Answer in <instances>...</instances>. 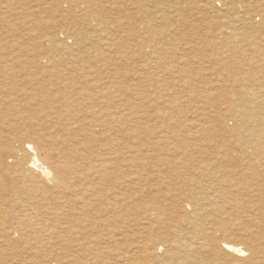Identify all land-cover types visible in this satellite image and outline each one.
I'll return each mask as SVG.
<instances>
[{
	"label": "rangeland",
	"instance_id": "rangeland-1",
	"mask_svg": "<svg viewBox=\"0 0 264 264\" xmlns=\"http://www.w3.org/2000/svg\"><path fill=\"white\" fill-rule=\"evenodd\" d=\"M0 3V148L19 145L30 122L45 125L40 140L48 130L67 135L52 145L39 140L51 176L60 161L76 171L72 180L61 167L63 188L44 182L48 189L38 191L0 157V228L13 231L9 239L0 229V264H148L138 243L156 242L155 262L170 246L159 237L177 235L205 245L188 260L226 264L229 257L212 254L225 241L264 264V172L248 165H264V121L239 123L247 110L264 116V0ZM95 117L103 126L89 135L83 124ZM242 139L261 150L243 148ZM94 162L108 173L101 183ZM117 179L127 181L108 198L121 193L124 206L112 217L93 200ZM150 210L164 214L146 218Z\"/></svg>",
	"mask_w": 264,
	"mask_h": 264
},
{
	"label": "bare ground",
	"instance_id": "bare-ground-1",
	"mask_svg": "<svg viewBox=\"0 0 264 264\" xmlns=\"http://www.w3.org/2000/svg\"><path fill=\"white\" fill-rule=\"evenodd\" d=\"M1 4V3H0ZM157 7V6H156ZM161 9V8H160ZM8 14V15H7ZM10 13H9V11H7L6 10V13H5V16L7 17V16H10L9 15ZM143 16V15H142ZM161 16V15H160ZM256 17V16H255ZM262 17V16H261ZM96 18V17H95ZM10 21V20H9ZM68 23V22H67ZM8 24V23H7ZM264 26V25H263ZM99 30V29H98ZM253 32V31H252ZM229 34H230V32H229ZM102 36V35H101ZM249 43V42H248ZM250 44V43H249ZM65 49H66V47H65ZM227 49V48H226ZM254 50V49H253ZM256 51V50H255ZM101 55V54H100ZM177 56V55H176ZM262 57V56H261ZM219 60V59H218ZM173 62V61H172ZM174 64V63H173ZM183 64V63H182ZM86 66V65H85ZM182 66V65H181ZM184 67V66H183ZM213 67V66H212ZM10 68V67H9ZM171 68V67H170ZM216 69V68H215ZM11 70H13V69H11ZM219 70V69H218ZM29 71V70H28ZM200 71V70H199ZM183 72V71H182ZM192 73V72H191ZM212 74V73H211ZM244 74V73H243ZM190 75V74H189ZM9 77H6V78H8V80H9V82H11L10 80L12 79V76L11 75H8ZM237 78V77H236ZM256 78V77H255ZM19 79V78H18ZM26 79V78H25ZM192 79V78H191ZM208 79V78H207ZM14 81V80H13ZM6 82V81H5ZM4 85V84H3ZM52 85V84H51ZM183 85H185V84H183ZM6 86V85H5ZM92 86V85H91ZM221 87V86H220ZM1 88H2V86H1ZM260 88V87H259ZM29 89V88H28ZM5 90H6V92H10L9 91V89H7V87L5 88ZM236 90V89H235ZM260 90H262V89H260ZM4 91V90H3ZM2 91V92H3ZM1 92V91H0ZM205 92V91H204ZM260 92V91H259ZM261 92H263V91H261ZM86 94V93H85ZM27 95V94H26ZM82 95V94H81ZM96 96V95H95ZM206 96H207V94H206ZM25 97V96H24ZM159 97V96H158ZM8 98H10V97H8ZM28 98V97H27ZM51 98V97H50ZM184 98V97H183ZM247 98V97H246ZM87 100V99H86ZM251 101V100H250ZM10 102V101H9ZM99 102V101H98ZM252 102V101H251ZM261 102V101H260ZM28 103H30V102H28ZM32 103V102H31ZM185 103V102H184ZM241 103V102H240ZM245 103V102H244ZM254 103V102H253ZM3 105H4V103H2ZM24 104V103H23ZM236 104V103H235ZM234 104V105H235ZM248 104V103H247ZM255 104V103H254ZM256 104H257V102H256ZM26 105V104H25ZM252 105V104H251ZM250 105V106H251ZM146 106V105H145ZM243 106V105H242ZM258 106H259V104H258ZM245 107H246V105H245ZM253 107V106H252ZM257 107V106H256ZM144 109V108H143ZM212 109V108H211ZM249 109V108H248ZM250 109H251V107H250ZM145 110V109H144ZM169 110V109H168ZM231 110V109H230ZM41 111V110H40ZM58 111V110H57ZM4 112V111H3ZM140 112V111H139ZM231 112V111H230ZM238 112H240V111H238ZM46 113V112H45ZM55 113V112H54ZM143 113V112H142ZM20 114V113H19ZM146 114V113H145ZM238 114V113H237ZM240 114V113H239ZM5 115H7V113L5 114ZM44 115V114H43ZM242 115V114H241ZM245 115L248 117V119H246L247 117H245V118H242L241 117V119H240V121H239V123L240 124H246L247 125V127L249 126V124H252V125H254V124H258L259 122H262L263 123V121H264V116L263 115H261V113L260 112H256V111H252V110H247L246 112H245ZM245 115H243V116H245ZM8 116V115H7ZM9 116H10V114H9ZM13 116V115H12ZM41 116V115H40ZM2 117H3V115H1L0 114V119H2ZM6 117V116H5ZM219 117V116H218ZM23 118V117H22ZM94 119V118H93ZM94 120H97V118L95 117V119ZM10 121V120H9ZM8 121V122H9ZM30 121H32V119H30ZM35 121V120H34ZM50 121V120H49ZM48 121V122H49ZM249 121L250 122H253V123H249ZM18 122V121H17ZM122 122V121H121ZM196 122V121H195ZM27 123V122H26ZM86 124L84 125L83 124V126H85L84 128H85V130L88 132L87 134H89V135H93V134H95V132H94V130H96V128H99L100 126H103V122L101 121V124H100V121L99 120H97L96 122H93V123H89V122H85ZM44 124V123H43ZM53 125H54V123H52ZM59 124V123H58ZM68 124V123H67ZM24 125V124H23ZM34 125H36V126H38L37 128L34 126ZM47 125V124H46ZM64 125V124H63ZM176 125V124H175ZM190 125V124H189ZM223 125H224V123H223ZM250 126L249 127V131L252 133V134H254L255 133V131H257V130H255L254 128L256 127H253V126ZM29 128L25 131V132H23L22 133V138H21V141L20 140H18L17 142L19 143V141L21 142L19 145L17 144V146H15L14 148H11L10 146H7L6 148H0V157H4V159H10L9 161H13V171H15L16 173H19L21 176H23V177H25V179L26 180H28L32 185H33V187H36V189H38V191H39V189H41V190H43V189H48V186H47V188H45V183L44 182H47V183H49V184H51V185H49V186H51V188H53V189H58V188H60V187H62V186H64V184L66 183V180L67 179H65L63 176H61L62 174H61V172H60V168L62 167V168H64L65 170H69V172H67V173H72L73 172V174H72V176H73V178H72V180H74V178H76L75 176L76 175H74V174H76V171L74 170H72V169H75V168H71V166H67L68 165V163L66 162V164H60L61 163V161H60V163H58V166H59V169H58V171H56V173H54V175L53 176H51V172H50V168H49V166H51V162L49 161V158L45 155V154H43L42 153V148H40V142H39V140H40V138H39V136L42 134V132H40V131H42V130H44L42 127H44L45 125H37V124H33V123H31L30 122V124H28L27 125ZM27 126H26V128H27ZM40 126V127H39ZM50 126H51V124H50ZM68 126H69V124H68ZM135 126H136V124H135ZM3 127V126H2ZM9 127V126H8ZM34 128V130H32L31 128ZM47 127H49V126H47ZM64 127V126H63ZM107 127V126H106ZM174 127V126H173ZM12 128V127H11ZM14 128V127H13ZM50 128V127H49ZM65 128V127H64ZM136 128V127H135ZM225 128V127H224ZM24 129V128H23ZM23 129H21V131H23ZM62 129V128H61ZM60 129V130H61ZM66 129H67V125H66ZM72 129H73V127H72ZM72 129H69V132H68V136H73V134H70V132H72L73 130ZM102 128L100 127V130H101ZM106 129V128H105ZM120 129V128H119ZM39 131L40 133H38V135H37V137H36V131ZM47 130V129H46ZM62 130H64V129H62ZM70 130H72V131H70ZM227 130H231V128L229 129V128H227ZM260 130H262V129H260ZM37 131V132H38ZM59 130H53V131H50V130H48L47 131V134L46 135H43L42 136V138H43V140H47L48 139V143H47V141H45V144L44 145H46V143H47V145L49 144H57V143H59V142H64L66 139H67V135L66 134H59V132H58ZM99 131V130H98ZM187 131V130H186ZM264 131V130H263ZM9 132V131H8ZM262 132V131H261ZM4 133V132H3ZM11 133H12V131H11ZM14 133H16V134H18L17 132H14ZM81 133V132H80ZM98 133V132H97ZM100 133V132H99ZM102 133V132H101ZM106 133V132H105ZM111 133V132H110ZM1 128H0V137H1ZM5 134V133H4ZM3 134V135H4ZM15 134V135H16ZM70 134V135H69ZM85 135V134H84ZM113 135V134H112ZM259 135V134H258ZM260 135H263V133H260ZM259 135V136H260ZM9 137H10V135H8ZM18 136H20V135H18ZM87 136V135H86ZM104 136V135H103ZM107 136H109V135H107ZM127 136V135H126ZM131 137V136H130ZM129 137V138H130ZM11 138V137H10ZM19 138V137H18ZM101 138V137H100ZM110 138V137H109ZM113 138V137H112ZM111 138V140L113 141V139ZM160 138V137H159ZM176 138V137H175ZM179 138V137H178ZM261 138H263V136L261 137ZM260 138V139H261ZM1 139V138H0ZM102 139V138H101ZM116 139H118V138H116ZM164 139V138H163ZM194 139V138H193ZM252 139V138H251ZM250 139V140H251ZM254 139V138H253ZM252 139V140H253ZM9 140V139H8ZM7 140V141H8ZM43 140H40L41 142H44ZM250 140H246V139H242V142H243V148H246L245 146H247V144L249 143V144H251L250 146H253V148L255 149V150H258V152L261 150V146L259 145V143L257 142V141H250ZM255 140H257V139H255ZM67 141V140H66ZM77 141V140H76ZM90 141V140H89ZM16 142V143H17ZM70 142V141H69ZM72 142V141H71ZM71 142H70V144H71ZM79 142V141H78ZM101 142H102V140H101ZM165 142V141H164ZM261 142H262V140H261ZM264 142V141H263ZM1 143V142H0ZM6 143V142H5ZM90 143V142H89ZM92 143V142H91ZM97 143V142H96ZM111 143H114V142H111ZM9 144V143H8ZM7 144V145H8ZM61 144V143H60ZM73 144H74V140H73ZM76 144V143H75ZM73 145V147L71 148V150L73 151V153H75L76 152V150L77 149H75L74 147L76 146V145ZM85 144H88V143H85ZM263 144V143H262ZM261 144V145H262ZM62 145V144H61ZM90 145V144H89ZM116 145V144H115ZM114 145V147H116ZM5 146V145H4ZM13 146V145H12ZM55 146V145H54ZM58 146V145H57ZM64 146V145H63ZM100 146V145H99ZM130 146V145H129ZM133 146V145H132ZM44 147V146H43ZM45 147H48V146H45ZM79 147V146H78ZM77 147V148H78ZM90 147H91V145H90ZM89 147V148H90ZM113 147V146H112ZM248 147V146H247ZM51 148V147H50ZM53 148V147H52ZM57 148H59V147H57ZM68 148V147H67ZM127 148V147H126ZM45 149V148H44ZM43 149V150H44ZM78 149H80V148H78ZM85 148H83L82 150H84ZM247 149V148H246ZM53 150V149H52ZM71 150H69V152L71 151ZM92 150H93V148H92ZM91 150V151H92ZM114 150V149H113ZM130 150V149H129ZM128 150V151H129ZM136 150V149H135ZM137 150H138V148H137ZM250 150V149H249ZM252 150V149H251ZM51 151V150H50ZM65 151H67V149L65 150ZM79 151V150H78ZM97 151V150H96ZM104 151V150H103ZM125 151V150H124ZM128 151L126 152V153H128ZM49 152V151H48ZM58 152V151H57ZM61 152V151H60ZM82 152V151H81ZM99 152V151H98ZM106 152V151H105ZM135 152V151H134ZM249 152V151H248ZM258 152H256V154L258 153ZM72 153V152H71ZM83 153H84V151H83ZM91 153V152H90ZM100 153H101V151H100ZM92 154V153H91ZM130 154V153H129ZM255 154V155H256ZM71 155V154H70ZM101 155V154H100ZM112 155V154H111ZM126 155V154H125ZM258 155V154H257ZM84 156V155H83ZM107 156V155H106ZM118 156V155H117ZM116 156V157H117ZM122 156V155H121ZM252 156V155H251ZM68 157V156H67ZM75 156H73V158H74ZM85 157H87V156H85ZM92 157V156H91ZM91 157H89V158H91ZM103 157V156H102ZM255 157V156H254ZM55 158V157H54ZM57 158V157H56ZM63 158H64V155H63ZM99 158V157H98ZM97 158V159H98ZM112 158V157H111ZM118 158H119V156H118ZM125 158V157H124ZM253 158V157H252ZM251 158V159H252ZM81 159V158H80ZM86 159V158H85ZM93 159V158H92ZM96 159V160H97ZM107 159H110V158H107ZM107 159H105V160H107ZM121 159V158H120ZM257 159V158H256ZM59 160V159H58ZM57 160V161H58ZM60 160H61V158H60ZM63 160H66V159H63ZM62 160V161H63ZM67 160H68V158H67ZM83 160V159H82ZM104 160V161H105ZM121 160H124V159H121ZM247 160V159H246ZM56 161V162H57ZM74 161V160H73ZM93 162V160H90V162ZM119 161V160H118ZM117 161V162H118ZM128 161V160H127ZM76 162V161H75ZM130 162H132V161H130ZM136 162V161H135ZM252 161L249 159V164L248 165H251V167H255V168H258V169H260L261 170V172H264V165L263 164H261L260 162H259V164L257 163V162H252ZM114 163V162H113ZM92 164V168H94V174L95 175H98L99 174V176H98V178H99V183H101V181H103L104 180V177H107V174H106V172H105V169L102 167V165H101V167H100V164L99 163H91ZM111 164V163H110ZM125 164H127V162L125 163ZM211 165V164H210ZM1 166V165H0ZM82 166H84L83 165V163H82ZM116 166V165H115ZM131 166H134V165H131ZM139 166V165H138ZM77 167H78V165H77ZM80 167V166H79ZM127 167V166H126ZM82 168V167H81ZM90 168V167H89ZM115 168V167H114ZM139 168V167H138ZM170 168V167H169ZM249 168H250V166H249ZM107 169V168H106ZM109 169H111V167L109 168ZM108 169V170H109ZM118 169V168H117ZM131 169V168H130ZM133 169V168H132ZM52 170V169H51ZM77 170V169H76ZM83 170H85L84 168H83ZM10 171V170H9ZM115 171V170H114ZM105 172V173H104ZM15 173V174H16ZM65 173H66V171H65ZM66 173V174H67ZM88 173V172H87ZM113 173V172H112ZM111 173V174H112ZM129 173H131V172H129ZM135 173V172H134ZM153 173V172H152ZM89 174V173H88ZM138 174V173H137ZM18 175V174H17ZM80 175H81V173H80ZM87 175V174H86ZM94 175V176H95ZM113 175H114V173H113ZM116 175H118V174H116ZM205 175V174H204ZM89 176V175H88ZM93 176V177H94ZM111 176V175H110ZM120 176V175H119ZM121 176H123V175H121ZM124 176H126V175H124ZM14 177V176H13ZM82 177V176H81ZM93 177H91V178H93ZM251 177V176H250ZM95 178V177H94ZM97 178V177H96ZM116 178V177H115ZM114 178V179H115ZM83 180H84V184H85V186H83V188H84V190L85 189H87L88 187L87 186H90L88 183H86V182H88V178L85 176L84 178H82ZM126 179V178H125ZM136 179V178H135ZM226 179V178H225ZM2 181V180H1ZM80 181H82V180H80ZM92 181V180H91ZM95 181V180H94ZM105 181V180H104ZM111 181V180H110ZM125 181H127V180H125ZM125 181H123V182H125ZM111 182H113L112 184H111V186L109 187V189H108V193H104V194H100V195H97L96 197H95V199L93 200V201H95V207H97L98 209H102L105 213H109V214H111V213H113L114 211H115V209L116 208H120L121 206H122V208H123V198H121L120 197V195H121V193L120 194H116V193H114V195H113V200L112 201H109L108 202V200H110V199H112V198H108V195L109 194H111V193H113L114 192V189L113 188H117V189H119V188H121V186H123V182L122 181H120V179H117L116 181H111ZM130 182V181H129ZM185 182V181H184ZM103 183V182H102ZM108 183V182H107ZM131 183V182H130ZM129 183V184H130ZM132 183H133V181H132ZM1 184V183H0ZM29 184V183H28ZM30 184V185H31ZM91 184V183H90ZM189 184V183H188ZM31 185V186H32ZM87 185V186H86ZM96 185V184H95ZM109 185H110V183H109ZM131 185V184H130ZM67 186V185H66ZM29 187V186H28ZM91 187V186H90ZM103 187V186H102ZM126 187H128V185H126ZM30 188V187H29ZM63 188V187H62ZM94 188V187H93ZM106 188V187H105ZM32 189L33 188H31L30 190H29V192L30 191H32ZM127 189V188H126ZM130 189V188H129ZM128 189V190H129ZM139 189V188H138ZM82 190V189H81ZM120 190V189H119ZM127 190V191H128ZM140 190V189H139ZM74 191V190H73ZM83 191V190H82ZM99 191V190H98ZM121 191V190H120ZM27 192V191H26ZM88 192H91V191H88ZM87 192V193H88ZM94 192V191H93ZM116 192V191H115ZM118 192V191H117ZM33 193V192H32ZM52 193V192H51ZM56 193V192H55ZM76 193V192H75ZM136 193V192H135ZM38 194H40V193H37V195ZM50 194V193H49ZM54 194V193H53ZM52 194V195H53ZM82 194V193H81ZM92 194V193H91ZM94 194H95V192H94ZM51 195V194H50ZM54 195H56V194H54ZM62 195V194H61ZM83 195V194H82ZM126 195V194H125ZM64 196V195H63ZM75 196H77V195H75ZM86 196H88V195H85L84 197H86ZM44 197H45V195H44ZM93 197V196H92ZM25 198V197H24ZM2 199V198H1ZM5 199V201H9V198H7V197H5L4 198ZM79 199H80V197H79ZM87 199V198H86ZM25 200H28V199H26L25 198ZM19 201V200H18ZM79 201V200H78ZM91 201V200H90ZM84 202H85V200H84ZM4 203V202H3ZM78 203V202H77ZM76 203V204H77ZM9 204V203H8ZM11 204V203H10ZM75 204V203H74ZM79 204V203H78ZM77 204V205H78ZM91 204V203H90ZM103 204H106V206L105 207H102V205ZM15 205V204H14ZM23 205V204H22ZM21 205V206H22ZM89 205V204H88ZM94 205V204H93ZM2 206V205H1ZM9 206V205H8ZM79 207V206H78ZM93 207V206H92ZM1 208V207H0ZM4 208H6L5 207V205H4V207H3V209ZM96 208V209H97ZM2 209V210H3ZM8 209V208H7ZM77 209V208H76ZM125 209V208H124ZM148 210V209H147ZM234 210V209H233ZM86 211V210H85ZM85 211H83V212H85ZM28 212V211H27ZM117 212V211H116ZM120 211H118V213H119ZM9 210L8 211H6V212H4V214L5 215H9ZM87 213V212H86ZM107 213V214H108ZM117 213V214H118ZM11 214V213H10ZM85 214V213H84ZM122 215V213H119V215ZM145 214L147 215V217L146 218H150L151 216H155V215H159V216H162L161 214H164V212L162 213L161 211H159V210H150V211H147V212H145ZM28 215V214H27ZM48 215V214H47ZM120 215V216H121ZM29 216V215H28ZM94 216H97V215H94ZM111 216L112 217H114L113 216V214H111ZM1 217V216H0ZM3 217V216H2ZM155 217H157V216H155ZM4 218V217H3ZM93 218V217H92ZM95 218V217H94ZM115 218H117V215H116V217ZM114 218V219H115ZM121 218V217H120ZM120 218H119V220H120ZM145 218V217H144ZM5 219H6V216H5ZM149 220V219H148ZM70 221V220H69ZM116 221V220H115ZM153 222V220L151 219V223ZM157 222V221H156ZM1 223V222H0ZM3 223V222H2ZM117 223V222H116ZM148 223H150V221L148 222ZM159 223V222H158ZM29 224V223H28ZM67 225H69V224H67ZM150 225V224H149ZM148 225V226H149ZM1 226V225H0ZM6 226V225H5ZM29 226V225H28ZM72 226V225H71ZM147 226V227H148ZM2 227V226H1ZM7 227H4V228H0V229H4V232L6 231V233H5V235L10 239L11 238V236L10 235H12V233H13V231H8V229H6ZM68 228V227H67ZM69 228H71L70 226H69ZM149 228V227H148ZM154 228V227H153ZM152 228V229H153ZM10 229V228H9ZM72 229V228H71ZM155 229H156V227H155ZM49 230V229H48ZM179 230V229H178ZM60 231H61V228H60ZM173 231H175V229H173ZM172 231V232H173ZM15 232V231H14ZM84 232V231H83ZM148 232V231H147ZM171 232V233H172ZM178 232V231H177ZM81 233V232H80ZM175 233V232H174ZM191 233V232H190ZM189 233V234H190ZM46 234V233H45ZM68 234V233H67ZM74 234V233H73ZM82 234V233H81ZM181 234V233H180ZM39 235V234H38ZM70 235V234H69ZM147 235V234H146ZM173 235H175V234H173ZM191 235V234H190ZM189 235V236H190ZM50 236V235H49ZM172 236V235H171ZM176 236V235H175ZM175 236L173 237V238H175ZM182 236V235H181ZM193 236V235H192ZM196 237V236H195ZM145 238H146V236H145ZM149 238V237H148ZM177 238H178V240H168L167 238H165L164 236H160L159 237V244L161 243V244H163L164 242H168L169 241V250H166L167 251V253L165 254V257L164 258H158L159 260H157V261H155L154 262V260H150V259H153V258H156V256H155V254H156V252H157V246H155L156 245V242L155 241H149V242H144L142 245H140L139 246V244L140 243H138V246L137 247H140L141 248V251H142V249H143V253H145L144 255H146V259H149V262H147L148 264H152L151 262H154L153 264H171V262H175L176 264H195V263H198V264H201V263H205V262H202L203 260H200V259H198L197 258V255L196 256H194V258H192L191 260H188V254L189 253H192V254H197L198 252H200L199 250H200V248H205V245H204V243H202L200 246H193V243L192 242H190V240L188 241V239H185V238H179V236L177 235ZM13 239H14V237H13ZM49 238H47V240H48ZM176 239V238H175ZM195 239V238H194ZM27 240V239H26ZM144 240V239H143ZM157 240V241H158ZM195 241V240H194ZM90 242H91V240H90ZM89 242V243H90ZM199 242V241H198ZM142 243V242H141ZM10 244H12V243H10ZM49 244V243H48ZM257 246H258V244H257ZM41 247H46L45 245H42ZM157 247V248H156ZM216 247H218V251L216 252V251H213L212 252V254H214V253H221V254H223V255H226L227 257H229V261L226 263V264H230V263H234V264H255V262L257 261V264L259 263L258 261L259 260H257V257L255 256V254L253 253H251V255L250 254H247V256L246 257H243L244 256V251L242 250V247H240L239 245H237V244H232V243H229V242H218L217 243V246L215 245V249H213V250H217V248ZM262 247H264V246H261V248ZM63 248V247H62ZM94 248V247H93ZM136 248V247H135ZM139 248V249H140ZM48 249V248H47ZM64 249V248H63ZM138 249V250H139ZM254 249L255 250H260L259 248H257L256 246H254ZM43 250H46V249H44L43 248ZM173 250V251H172ZM168 251H170V252H168ZM261 252H264L262 249L260 250ZM125 253V252H124ZM139 254V253H138ZM55 257V256H54ZM145 257V256H144ZM188 257V258H187ZM45 258H46V256H45ZM123 258V257H122ZM126 258V257H125ZM130 258V257H129ZM51 259V258H50ZM139 259V258H138ZM145 259V260H146ZM157 259V258H156ZM230 259H232L231 261H230ZM262 259H263V261H264V254H263V256H262ZM123 260V259H122ZM121 260V261H122ZM131 260V259H130ZM127 261H129V260H127ZM157 262V263H156ZM61 264V263H60ZM210 264H218L217 262H215V261H212V263H210Z\"/></svg>",
	"mask_w": 264,
	"mask_h": 264
}]
</instances>
